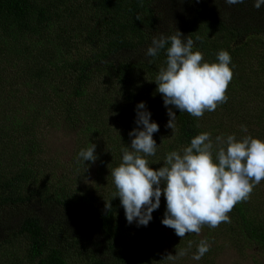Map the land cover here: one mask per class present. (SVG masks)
Here are the masks:
<instances>
[{"label": "trees", "instance_id": "obj_1", "mask_svg": "<svg viewBox=\"0 0 264 264\" xmlns=\"http://www.w3.org/2000/svg\"><path fill=\"white\" fill-rule=\"evenodd\" d=\"M160 1L0 0V87L10 96L19 87L41 92L30 105V113L18 117L14 126L7 121L10 113L4 109L0 114L5 117L0 118L1 147L10 140L6 132L10 126L17 135L11 140L15 142L12 155L0 149V204L38 202L71 215L92 235L88 244L82 245L88 250L85 255L90 264H152L150 252L128 254L122 242L130 214L137 220L147 219L159 209L150 186L153 177H159L164 190H172L176 206L184 210L189 205L197 207L198 223L225 222L230 232L239 235V242L262 250L264 259V222L249 213L243 197L246 192L235 191L246 172H252L258 163L252 145L264 158V138L249 139L245 147L236 149L231 142L244 129L248 131L245 125H251L252 118L236 113L245 105L239 96L247 76V66H240L245 47L239 41L242 31L225 21L207 20L203 15L207 10H197L186 30L198 52L186 49L177 56L170 38L151 44L159 28L152 6ZM204 8L209 7L205 4ZM9 65L12 77L8 79ZM211 67L215 75H210L212 84H207ZM187 68L198 72L197 80L191 70L193 82L185 77ZM93 81L97 86L93 87ZM144 106L153 115L162 119L169 115L175 121L168 145L158 137L154 143L158 145L145 150L142 142L147 123L143 111L139 112ZM38 110L40 118H53L57 125L64 122L86 132L89 139L84 150L88 153L98 148L89 141L98 143L99 137H111V127L104 119L107 114L115 116L119 138L109 153L141 161L143 153L150 152L153 167L143 164L147 178L141 187L137 180L131 183L138 170L127 166L122 174L110 170L106 175L99 170L96 197L85 187L82 191L53 177L40 162L39 144L28 124ZM212 111L232 123L224 125V130L201 126L199 120ZM253 119L261 129L253 134L264 131V111ZM19 128L25 133L22 140ZM215 134L227 139L225 147L217 151L212 147ZM178 147L190 153L185 174L177 167L176 158L182 157L174 154ZM7 223L0 224V245L14 236L22 238L27 264H66L52 237L53 228L63 225V220H55L49 227L35 213L17 219L12 226ZM67 234L73 239V248L80 246L79 235Z\"/></svg>", "mask_w": 264, "mask_h": 264}, {"label": "rangeland", "instance_id": "obj_2", "mask_svg": "<svg viewBox=\"0 0 264 264\" xmlns=\"http://www.w3.org/2000/svg\"><path fill=\"white\" fill-rule=\"evenodd\" d=\"M205 4L209 8H204ZM152 9L159 28H157L151 44L170 38L175 44L177 56L185 52L186 49L189 52H198L195 43L188 38V31L186 30L188 20L197 10L203 12L206 9L207 12L203 15L208 18L207 20L225 21L227 26L231 24L240 28L242 40L239 39V41L241 44H245L241 51L240 66H247V70H244L247 76L243 79L246 83L241 88L243 92L239 94L241 99L245 101V105L238 110L236 107L235 111L237 110L236 113L243 114L244 117L251 115L252 118L251 125L250 123L245 125L248 131L244 129L237 138L235 136L232 138V147L235 149L245 147L249 139L264 138L262 136L264 131L261 133L257 131L253 134L254 131L261 130L259 127H255L253 115L256 116L259 111H264V0H177L176 3L173 0H161L152 6ZM152 48L154 49L153 46ZM212 68L206 77L207 84H212L210 75H215ZM10 69L9 65L5 73L8 79L12 77V73L9 72ZM202 69H206V66ZM190 70L187 68L184 75L193 82L191 71L196 80L198 72ZM231 73L235 74L233 71ZM92 83L93 87L97 86L96 81ZM40 94L39 89L19 87L12 93L13 96H10L4 87H0V114L3 113L4 109L10 113L7 121L13 123L10 125L14 126L18 117L22 118L27 112L30 113V105L34 99H39L38 95ZM255 107H259V109ZM143 109L139 112L143 111L144 120L148 116H154L153 119L143 120L144 124L147 123L142 142L145 150H151L158 145V143L154 145L158 137L160 143L166 140L168 145L172 141L175 121L170 120L169 115L162 119L160 118L161 115L151 114L146 106ZM40 112L38 110L33 113V119H29L28 124L32 125L36 142L39 144L37 155L42 157L40 162H44L43 165L48 167L47 172L52 171L53 177H58L62 182L66 180L75 188H82V191L85 187L96 197L94 188L100 180L97 172L102 170L107 175L111 170L115 174H122L121 170L127 166L138 170L131 183L133 184L137 180L138 186L141 187L144 177L147 178L143 164L148 163V168L153 167L150 164V152L149 154L144 152L141 161L124 159L123 154L109 153V147L119 138L120 126L116 123L115 116L107 114L104 119V124L111 127V137H99L97 139L99 144L96 141H89L90 144L98 148H91L92 153H88L84 150L89 139L85 138L86 132L77 129V127L69 128L64 122L57 125L53 118H40ZM0 118L1 120L5 119V117ZM199 123L203 127L212 125L214 128L220 127L219 130H224L227 127L224 125L229 126L232 121L221 118V113L213 114L212 111L206 117L201 118ZM11 129L10 126L6 130L7 138L10 140L4 141L5 148H2V143H0V149H5L6 154L12 155L15 142L11 140L17 138V135L13 133L15 130L11 131ZM18 131V138L22 140L25 133L20 128ZM225 140L227 139L223 138L221 134L218 137L215 134L212 141V147L215 151L225 147ZM252 146L253 156L258 163L253 166L252 172H246L242 183L236 187L235 191L240 194L246 192L243 197L249 206V213L256 220L264 222V158L263 155L262 157L259 156L256 147ZM182 150L183 148L178 147L174 154L182 155V157L176 158L177 167L185 174L187 170L186 159L190 153L188 150H183L185 153ZM161 156L159 155V158ZM5 170L9 171V169ZM127 178L130 179L129 176ZM150 186L154 191V200L158 202L159 209L152 211L147 219L143 217L141 220H137L135 214L128 216L131 217L129 228L126 229V236H124L126 240L122 242V246H125L128 254L150 252L152 264H264L262 250L257 246L239 242L241 241L239 235L230 232L225 226V222L211 220L198 223L195 215L197 207L189 205L184 210V207L176 206L172 199V190H164L162 178L153 177ZM35 213L49 227L55 220L65 222L63 225L53 228L52 237L54 238V246H57L62 252L66 264H90L91 259L85 255L88 250L82 248V245L88 244L92 235L81 227L79 222H74L71 215L61 210H55L51 205L39 204L38 202L22 206L0 204V224L8 222L7 224L12 226L17 219L26 214L29 216ZM67 232L70 235L80 236V246L73 248V239L69 240ZM3 242V245H0V264H27L22 238L14 236V238H10L8 241L3 240Z\"/></svg>", "mask_w": 264, "mask_h": 264}]
</instances>
